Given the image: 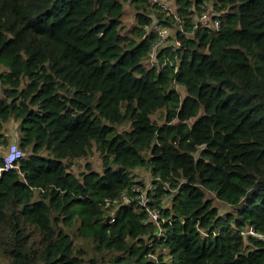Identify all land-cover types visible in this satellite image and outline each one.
<instances>
[{"label":"trees","instance_id":"trees-1","mask_svg":"<svg viewBox=\"0 0 264 264\" xmlns=\"http://www.w3.org/2000/svg\"><path fill=\"white\" fill-rule=\"evenodd\" d=\"M205 1L220 30L151 61L147 0H0V141L14 118L25 152L0 176V264H264V0H179L186 30ZM94 150L102 171H75Z\"/></svg>","mask_w":264,"mask_h":264},{"label":"built area","instance_id":"built-area-1","mask_svg":"<svg viewBox=\"0 0 264 264\" xmlns=\"http://www.w3.org/2000/svg\"><path fill=\"white\" fill-rule=\"evenodd\" d=\"M148 8L151 11L152 23L146 24V34L151 32H156L158 37L152 43L151 51H150V59L154 61L156 56H158L159 50L166 46L167 44L174 45L179 47L181 45V40L177 36V32H187L188 35H192L197 28H206L210 31H218L221 28V21L217 15V11L215 9V4L213 2H201L198 8H187L188 12L190 10V16L192 17L193 28L190 30H186L185 28V20L182 17L183 15L180 13L179 8L182 4H180L179 0H147ZM164 12L168 18L175 20V25H170L160 19L159 14ZM166 18V17H165ZM169 57L167 54L163 57L162 66L166 65ZM25 155L24 150L20 147L17 141L9 142L5 144L0 141V176L3 171L10 170L16 167L20 158ZM139 190L140 187L136 186ZM126 199V197H125ZM148 198L141 197V202L143 205H147ZM147 210L149 215L158 219L160 217V212L158 210H152L147 206ZM114 220V218H113ZM246 232H250L264 239V233H257L253 227H251ZM160 233H163L160 230ZM245 233V232H244Z\"/></svg>","mask_w":264,"mask_h":264},{"label":"rangeland","instance_id":"rangeland-1","mask_svg":"<svg viewBox=\"0 0 264 264\" xmlns=\"http://www.w3.org/2000/svg\"><path fill=\"white\" fill-rule=\"evenodd\" d=\"M136 21V7L133 1H126L125 2V11L122 17V23H123V31L124 32H129V30L133 27V25L135 24ZM6 67L0 63V71L4 70ZM2 82L0 81V95H2ZM160 115V112L159 114ZM154 117L156 118L157 115L155 114ZM5 129L7 132V136H8V141L5 144H8L9 142L12 141H17L18 142V136H19V132H18V128H19V123L16 119L12 118L11 120H9L6 125H5ZM122 129L124 128H128V124L126 125H122V127H120ZM45 154V153H43ZM90 160L93 164L94 169L102 171V167H103V163H102V158L100 156V153L97 150H94L91 155H89L88 158H80L76 160V164L74 165V170L75 171H81L84 169L85 167V163L86 161ZM136 173L138 174L140 179H144L145 181H147V183H151L153 178L151 176V173L149 170L144 169V168H140L138 167L136 170ZM167 196V195H166ZM171 196L168 198V200H165V203L170 201ZM214 205L218 207L219 212L221 213H225L227 211L231 210V205H228L227 203H223L222 201H220L219 199L215 198L213 200Z\"/></svg>","mask_w":264,"mask_h":264},{"label":"water","instance_id":"water-1","mask_svg":"<svg viewBox=\"0 0 264 264\" xmlns=\"http://www.w3.org/2000/svg\"><path fill=\"white\" fill-rule=\"evenodd\" d=\"M109 217V216H108Z\"/></svg>","mask_w":264,"mask_h":264}]
</instances>
